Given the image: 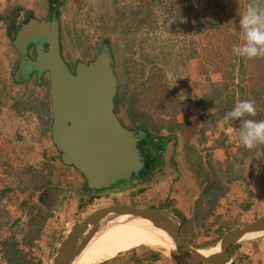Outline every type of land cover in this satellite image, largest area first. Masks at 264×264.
I'll return each mask as SVG.
<instances>
[{"label":"rangeland","instance_id":"rangeland-1","mask_svg":"<svg viewBox=\"0 0 264 264\" xmlns=\"http://www.w3.org/2000/svg\"><path fill=\"white\" fill-rule=\"evenodd\" d=\"M221 1L222 12L214 0H0V13L24 8L17 30L56 17L72 68L108 50L124 95L118 116L150 134L152 153L167 147L149 179L88 190L53 141L48 74L17 75V30L9 37L0 22V264H52L72 225L112 206L183 214L181 236L199 249L264 215V0ZM220 100L230 113L216 108ZM256 239L231 249L232 264H264ZM152 253L157 260L146 262ZM92 264L179 262L140 247Z\"/></svg>","mask_w":264,"mask_h":264},{"label":"water","instance_id":"water-1","mask_svg":"<svg viewBox=\"0 0 264 264\" xmlns=\"http://www.w3.org/2000/svg\"><path fill=\"white\" fill-rule=\"evenodd\" d=\"M42 39L47 48L38 44L36 58L25 56L28 61L22 62L17 75L29 77L23 66L26 62L29 65L26 73L36 70L40 76L44 72L49 74L52 138L63 163L81 172L90 189H107L129 181L139 174L143 162L137 136L122 124L115 111L119 82L110 52L102 50L95 59L79 62L72 70L62 54L56 17L52 22L31 19L18 31L15 43L26 54L30 42ZM123 216L146 219L162 227L171 238L172 255L179 264H231L232 246L250 240L245 238L249 234L264 232L263 215L227 233L220 252L205 256L181 238V224L172 215L158 209L114 206L94 213L82 224L72 225L58 245L52 264H72L80 247L79 236Z\"/></svg>","mask_w":264,"mask_h":264},{"label":"bare ground","instance_id":"bare-ground-1","mask_svg":"<svg viewBox=\"0 0 264 264\" xmlns=\"http://www.w3.org/2000/svg\"><path fill=\"white\" fill-rule=\"evenodd\" d=\"M127 222L131 224L125 228L126 230L123 234H118L115 238L107 241L106 243L99 244L98 246L90 249H85L87 244L90 242V239L93 238L92 236L98 230ZM97 231L92 229L91 231L86 232L83 236H79L78 242L75 240L77 245L80 247H78L79 249L76 252L77 255H75L77 257L73 260L72 264H92L97 261L102 262L108 257L123 254L140 247H149L155 250H168L172 252V242L169 234L164 231L162 227L157 226L146 219L133 217L127 218L123 216L117 221L102 225L99 229H97ZM259 236H264V232L249 234L245 238L253 239ZM82 244L84 247L81 249ZM220 250L221 244L218 243L212 248L201 249L200 253L208 256L217 254Z\"/></svg>","mask_w":264,"mask_h":264},{"label":"trees","instance_id":"trees-1","mask_svg":"<svg viewBox=\"0 0 264 264\" xmlns=\"http://www.w3.org/2000/svg\"><path fill=\"white\" fill-rule=\"evenodd\" d=\"M210 1H212V0H210ZM214 1L217 2V3H220V4H219V5L221 6V8H220L221 11H220V12H222V11L224 10V7H225V4H223L224 2H222L221 0H214ZM222 4H223V5H222ZM23 9H24V8H23L21 5H16V6H12V7L8 8V9H6L4 12H1V13H0V22H2V23L5 25V27H6V34H7V36L13 38V33L17 30L18 25H19V21H20V19H21V17H22V10H23ZM216 18H217V19H216L215 28H216V31H219V30H220V27H222V15L219 14ZM251 58H255V59H256V58H258V55H257V57H255V56L250 57V60H249L250 63H253V64L255 65L256 62L252 61ZM256 60H257V59H256ZM260 66H261V65H260ZM260 66H259V67H260ZM249 83H251V81H250ZM250 85H251V87H252V84H250ZM262 92H263V93H259V95L261 96V97H260L261 100H264V90H263ZM123 96H124V95H123ZM123 96H117V97H116V105H117V103L120 104V102L123 100V98H122ZM217 96H218L217 98L220 97V96H219V93H217ZM260 98H259V99H260ZM209 100L212 101L213 99L210 97ZM208 104H209V103H208ZM215 106H216V108H218L219 110H222V111H229V113L231 112L230 110H232L231 102L228 104L227 108H225V107H226V103H225L224 101H222V100H220V101L218 102V104H216ZM224 109H225V110H224ZM201 118H202V117H201ZM214 118H215V117H214L213 115L210 114L208 117H205L204 119L202 118L201 120L207 122V121L210 120V119L214 120ZM144 127H146V126H144ZM146 133H148V132L146 131ZM149 135H150V134H149ZM165 140H166V138H165ZM157 144H160V143L157 142ZM263 146H264V142H263ZM139 148H140V152H141L142 156L144 157L146 163H147V164L149 163V170H148V172H146V173H149V171L153 169V165H155V162H154L155 155H154L153 153H151V152L148 150V148L145 149V147H143V145H140ZM212 186H213V185H212ZM212 186H211V188H212ZM196 210H197V211H200V206H197ZM5 246H6V247H7V246L10 247V245H9L8 242L5 243ZM14 247H15V246L12 247V249H13V254H14L13 257H15L16 255L19 254V251H18V250H14ZM235 247H239V245L234 246L233 249H234ZM10 249H11V247H10ZM155 255H156V254L152 253V254H151V259L156 261L157 258H154ZM13 259H14V258L11 259V262L13 261ZM18 264H26V263L24 262L23 258L21 257V258H20V261L18 262Z\"/></svg>","mask_w":264,"mask_h":264},{"label":"clouds","instance_id":"clouds-1","mask_svg":"<svg viewBox=\"0 0 264 264\" xmlns=\"http://www.w3.org/2000/svg\"><path fill=\"white\" fill-rule=\"evenodd\" d=\"M16 44V43H15ZM62 54H63V51H62ZM63 57H64V55H63ZM65 59V58H64ZM67 62V61H66ZM112 62H113V60H112ZM114 66V65H113ZM115 70V69H114ZM115 74H116V72H115ZM117 76V75H116ZM118 96V95H117ZM115 111H116V107H115ZM116 114H117V112H116ZM117 116H118V114H117ZM119 117V116H118ZM119 119L121 120V118L119 117ZM122 122V121H121ZM122 124L126 127V128H128V129H130V130H132L134 133H135V135L137 136V139H138V147L140 146V145H143V147H145V149L146 148H148V150L151 152V150H150V145H151V140H150V138H149V134L148 133H146V131L144 130V126L143 127H141V128H143V130H141V131H135L134 129H132V128H129V127H127L126 125H125V123H123L122 122ZM164 140H165V138H164ZM164 142H166V143H170V141H169V138H167ZM156 145L157 146H161V143L160 144H157L156 143ZM162 148V147H161ZM166 149H167V147L166 146H164V148H162V151H160V152H158V153H153L154 155H155V158H154V161H155V163L157 162H159L160 161V159L163 157V155L166 153V152H164V151H166ZM139 150H140V148H139ZM141 153V152H140ZM152 153V152H151ZM158 156V157H157ZM165 156H166V154H165ZM157 158V159H156ZM141 160H142V162H144L146 165H147V163H146V161H145V159H144V157L142 156V154H141ZM143 163V164H144ZM153 167H154V165H153ZM153 170V169H152ZM152 170H150L149 171V173L152 171ZM146 172H148V171H145L144 169H143V167L140 169V171H139V174L138 175H134V176H132L131 177V179L129 180L130 182L133 180V179H135V177H141L142 179H149V177L150 176H148L149 175V173H146ZM81 173V172H80ZM82 174V173H81ZM82 176L84 177V175L82 174ZM148 176V177H147ZM84 179H85V177H84ZM86 180V179H85ZM122 182H128V181H121V182H118L117 184H115V185H118V184H120V183H122ZM115 185H113V186H115ZM113 186H111V187H113ZM110 187V188H111ZM86 188L88 189V190H91L90 188H88L87 187V182H86ZM107 189H109V188H107ZM102 190H104V189H102ZM126 207H131V206H128V205H125ZM112 207H114V206H112ZM109 208V207H108ZM131 208H137V207H131ZM106 209V208H105ZM143 209H147V208H143ZM148 209H158V210H160V211H164V212H166V213H168V214H170V215H172L180 224H181V229H182V226L184 225V223L186 222V219L184 218V219H182V217H183V214L180 216V218H178V217H175L173 214H172V212H170V211H168V210H166V209H162V208H159L158 206H151V207H148ZM103 210V209H102ZM100 211V210H99ZM98 212V211H97ZM96 213V212H95ZM94 214V213H93ZM93 214H91V215H93ZM90 215V216H91ZM89 216V217H90ZM88 217V218H89ZM87 218V219H88ZM86 219V220H87ZM86 220H84L83 222H85ZM83 222H80V223H75V224H82ZM183 223V224H182ZM231 232V231H230ZM181 235V234H180ZM226 236V235H225ZM224 236V237H225ZM259 237H261V236H259ZM259 237H257V238H259ZM262 237H264V236H262ZM181 238H182V236H181ZM183 239V238H182ZM253 239H256V238H253ZM184 240V239H183ZM257 240V239H256ZM185 241V240H184ZM222 241V240H221ZM221 241L219 242L220 244H221ZM186 242V241H185ZM245 242V241H244ZM187 244H189L188 242H186ZM242 243V242H241ZM241 243H239V244H236V245H234V246H237V245H240ZM190 245V244H189ZM191 246V245H190ZM234 246H232L231 247V249L234 247ZM192 247V246H191ZM194 248V247H193ZM236 248V247H235ZM195 249H199V248H195ZM231 249H230V256H231V259H232V254H231ZM201 250V249H200ZM150 260H152L151 258H150ZM153 261H155V260H153ZM233 263V261H231V264Z\"/></svg>","mask_w":264,"mask_h":264},{"label":"flooded vegetation","instance_id":"flooded-vegetation-1","mask_svg":"<svg viewBox=\"0 0 264 264\" xmlns=\"http://www.w3.org/2000/svg\"><path fill=\"white\" fill-rule=\"evenodd\" d=\"M54 15V14H53ZM31 19H36V20H38V21H45V20H39V19H37V18H31ZM30 19V20H31ZM53 19V18H52ZM30 20H28L27 22H25V23H23L20 27H19V29L17 30V32H16V35H15V38L17 37V34H18V31H20L21 29H22V26L24 25V24H27ZM45 22H48V21H45ZM49 22H52V20H50ZM60 34H61V32H60ZM15 41V40H14ZM40 43H43V45H44V47L45 48H47V45H46V42H45V40L44 39H42V40H40V41H32V42H30V44H28L27 45V52H26V54H23V52H22V50H20V48L17 46V44H16V46L18 47V49H19V51H20V53L22 54V58H21V60H20V62H19V68H20V66H21V64H22V62L23 61H28L27 60V58L26 57H28V58H31V59H35L36 58V55H37V46H38V44H40ZM61 45H62V41H61ZM63 50V49H62ZM26 56V57H25ZM24 67H25V69H26V71L29 69V65H28V63L26 62V64H24L23 65ZM72 70H75V68H72ZM26 71H25V75L26 74H29V77H31L33 74H40L39 72H37L36 70H30V73H26ZM44 74H48L47 72H44V73H42L41 74V76L42 75H44ZM40 75H39V77H41ZM48 76H49V74H48ZM121 121L124 123V121L121 119ZM144 163V162H143ZM143 169L145 170V171H148L149 170V163L146 165L145 163L143 164ZM123 183V182H122ZM121 184V183H120ZM133 223V222H132ZM183 224V223H182ZM150 258H151V256L149 257H147V259H146V262H148V260H150Z\"/></svg>","mask_w":264,"mask_h":264},{"label":"crops","instance_id":"crops-1","mask_svg":"<svg viewBox=\"0 0 264 264\" xmlns=\"http://www.w3.org/2000/svg\"><path fill=\"white\" fill-rule=\"evenodd\" d=\"M129 225V222L127 223H120V224H116V225H112V226H108L106 228H103L101 230H98L90 239V242L87 244L85 249H90L92 247L98 246L99 244L102 243H106L107 241L115 238L117 235H114L115 233H112L111 230L115 229V228H126ZM262 240H264V237H262L261 239L257 240L256 242H260V247L259 249V255L261 256L260 250L262 249ZM264 255V253L262 254ZM115 257V256H113ZM110 257V258H113ZM264 259V258H263Z\"/></svg>","mask_w":264,"mask_h":264}]
</instances>
